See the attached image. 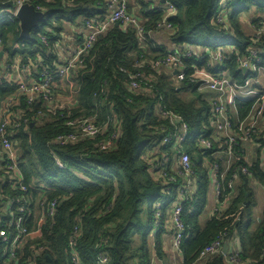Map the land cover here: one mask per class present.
Masks as SVG:
<instances>
[{
	"label": "trees",
	"instance_id": "trees-1",
	"mask_svg": "<svg viewBox=\"0 0 264 264\" xmlns=\"http://www.w3.org/2000/svg\"><path fill=\"white\" fill-rule=\"evenodd\" d=\"M4 1L0 0V20L5 18L1 10L12 4L11 0ZM136 1L145 15L141 17L148 32L147 40L141 41L134 28L125 30L117 25L101 35L86 57V66L74 72L76 108L70 111L56 109L50 118H35L36 105L27 106L24 96L20 97L21 114L30 122L24 129H18L15 137L20 145V166L28 191L0 182V215L10 196L22 198L28 201L29 224H32L40 198L58 200L55 215L45 220L37 239L46 247L38 264H73L72 240L81 264H102V252L108 257L104 264H170L165 237L170 232L174 234L172 213L179 198L178 189L184 186L185 179L179 175L175 181L156 178L142 155L146 147L160 141L163 133L172 127L170 120L161 119L157 114L160 104L165 110L180 115L188 123L190 134L207 136L211 128L206 127L211 124V118L214 119V107L202 97L198 99L199 104L195 99L192 102L181 98L183 90L199 91L196 85L189 80L177 83L172 72L156 67V63L164 60L172 49L215 46L216 37L225 32L217 23L224 5L234 12L226 15L237 39V51L243 53L252 38L245 34L240 15L250 11L264 15V0H171L177 13L168 18L173 26L169 30L160 26L165 18V8L150 9L148 0ZM30 2L34 6L40 5L47 14L45 22L33 29L32 38H21L16 17L3 20L0 38L5 49L18 44L23 54L35 59L42 56L46 63H52L55 56L48 55L39 33L47 35L54 44L64 30L65 21L76 22L79 18L85 21L103 17L108 12L106 0H77L73 5L65 4L64 0ZM133 8L134 4L129 0L132 13ZM236 53L227 61V67L237 83L245 85L248 78L239 68ZM183 64L191 75L195 65L204 67L206 61L192 58L184 60ZM134 76H138L141 86L150 90L132 91L129 86ZM15 91L16 86H0V102ZM236 107L239 121L243 123L253 111L254 102L238 101ZM87 115H97L99 123L107 124L104 135L65 145L55 141L60 134L72 130L66 125L70 116ZM115 127L120 129L115 146L109 150L101 149L97 144L108 139ZM260 136L255 137L259 149L264 147V139ZM243 149L241 146L234 148L238 158L223 181L226 193L235 170L246 167L249 173H240L233 199L224 212L214 213L202 226L200 217L210 202V171L202 165L205 151L195 144H188L198 175V190L183 202L186 234L180 264H229L224 254L207 258H200V254L216 238L224 236L228 240L236 234L243 247L242 260L246 264H264V208L261 221L258 220L253 228L254 210L258 205L256 187L264 189V157L259 155L253 163H248ZM56 157L63 166L58 164ZM164 188L169 190L168 194ZM158 202H163L159 223L154 207ZM137 237L141 244H137Z\"/></svg>",
	"mask_w": 264,
	"mask_h": 264
},
{
	"label": "built area",
	"instance_id": "built-area-1",
	"mask_svg": "<svg viewBox=\"0 0 264 264\" xmlns=\"http://www.w3.org/2000/svg\"><path fill=\"white\" fill-rule=\"evenodd\" d=\"M10 0H5L4 3ZM10 7L1 10V15L5 18L0 20V26L3 20L13 19L17 16L20 8L30 0H11ZM77 0H64L65 4L73 5ZM108 12L103 17L86 19L78 30V38L74 36L69 38L70 44H60L57 41L53 43L47 35L39 33V39L45 45L48 55L61 49L64 53H59V59L52 63L45 61L42 56L37 59L25 55L21 52V47L16 44L5 49L0 38V52L4 51L0 58V86H16V91L5 97L0 102V182L9 183L14 188L28 191L25 184V177L20 166V145L16 139V131L28 126L30 119L21 114L22 106L20 97L24 96L27 106L36 105L35 118L45 116L50 118V114L56 109L73 110L78 106L77 93L74 97L66 94L68 84L73 80L74 72L86 66V57L94 47L97 39L105 34L112 26L119 25L123 29L134 28L141 41L147 40L148 32L145 27V21L129 10V0H106ZM148 8L155 9L157 6L165 8V18L160 24L161 28L172 29L173 26L168 18L177 13V7L171 0H148ZM9 6V5H8ZM38 11H44L40 5L35 6ZM232 9H226L225 5L217 16V23L225 30L224 33L216 37L215 46L194 47L187 46L184 50H171L164 60H159L156 67L166 68L173 74L177 83L189 80L196 85L199 91L210 90L217 92L218 95L210 101L214 107V119L211 118V124L206 127L211 128L210 135L198 133L190 134L188 123L174 111L165 110L161 104L157 108V114L161 119L170 120V126L167 132H164L163 138L146 147L143 152V159L150 164V171L156 178H164L167 181H175L179 175L185 179L183 187L178 189L179 198L174 204L172 213V224L174 228L173 248L181 252L182 242L186 234L184 220L182 218L183 202L187 200L188 195H194L198 190V175L193 168L192 157L188 151V144H195L202 151L209 164V171L214 177L215 192L214 205L207 206L209 211L222 214L233 199V191L236 183L239 181L240 173H249L248 168L235 170L232 180L229 182V192L224 187L223 181L236 163L237 155L234 148L243 147L247 141H253L257 145L256 157H264V147L259 149V143L255 137L264 139V86L261 88H252L244 91V88L251 83V80L257 78L254 87L260 86L261 81L259 72H264V15L259 18L245 17L247 13L240 15L241 20H249V26L253 27L254 35L251 37V44L244 48V52L237 51L239 47L236 43V36L233 34L231 22L227 19V13ZM82 20V18H81ZM83 21V20H82ZM81 36V38H80ZM228 50H230L228 52ZM237 52L239 68L243 74L247 75L245 85H239L234 77L231 76L230 69L227 67V61L232 58V54ZM204 59V67L194 66V73L188 75L184 66L186 59ZM209 74L201 78L198 74L204 72ZM176 72V73H175ZM232 77L234 82H228L224 79ZM229 84V85H228ZM129 88L132 91H149L148 87L141 86L138 76L133 77ZM241 94H247L249 99L243 100ZM252 100L254 110L260 114L258 121L260 126H249L242 130V123L239 121L236 103ZM59 102V103H58ZM58 103V104H57ZM260 104H263L261 106ZM232 107L236 108L237 118L232 113ZM249 116V117H250ZM248 117V118H249ZM247 118V119H248ZM254 116L252 117V120ZM66 125L72 127V130L60 134L55 138L59 144L65 145L84 139H96L106 133L107 124H101L97 120V115H87L72 117L70 116ZM120 135V129L115 127V131L110 133L108 139L101 141L97 145L101 149L109 150L115 146V142ZM245 141V142H244ZM244 148V147H243ZM246 159V149L242 150ZM257 159V158H256ZM56 160L60 166H63L59 158ZM247 160V159H246ZM248 161V160H247ZM168 184V183H167ZM167 184L165 186H167ZM164 186V187H165ZM197 188V189H196ZM166 194L169 190L164 188ZM17 205L15 208L14 206ZM162 203H156V217L159 223L161 217ZM58 200L48 201L45 197L40 198L37 202V210L32 224L30 222L31 212L28 201L25 199L18 200L10 196L4 204L6 212L0 215V264H38L46 247L37 239L41 236L42 225L45 220L55 215ZM240 240L237 234L226 240L224 236L216 238L212 243L204 248L200 258H207L218 254H224L223 248L225 243L228 244L229 252L224 254L229 264H246L240 257V249H231L230 243L238 248L237 243ZM25 254H28L26 256ZM101 263L108 261L105 253H100ZM72 263L81 264L78 251L74 248L72 240Z\"/></svg>",
	"mask_w": 264,
	"mask_h": 264
},
{
	"label": "crops",
	"instance_id": "crops-1",
	"mask_svg": "<svg viewBox=\"0 0 264 264\" xmlns=\"http://www.w3.org/2000/svg\"><path fill=\"white\" fill-rule=\"evenodd\" d=\"M134 4V8H133V13L136 15L138 14V11H140V6L139 4H137L136 0H131ZM141 16V15H139ZM81 19V18H79ZM77 20L76 22H71V21H67V22H71L69 23L70 27L65 28L62 31V33L60 34V38H58L57 42L62 44H70L71 41L69 40L68 36V32L69 30L72 31V33L74 34L76 32V36L75 38H78V30L81 28V24L84 22V20ZM245 25V24H244ZM79 27V28H78ZM246 28V27H245ZM73 29V30H71ZM21 31V30H20ZM65 32V33H64ZM21 33V32H20ZM81 38V36H80ZM62 52L64 53L65 51L61 50V49H57L55 51L56 53V57L55 60L59 59V53ZM1 58V57H0ZM245 142V141H244ZM243 147L246 149V159L248 160V163H253L256 160V149H257V145L253 142V141H247L243 144ZM255 155V156H254ZM207 160H205L204 162H202V165L204 168H208L209 169V164L206 162ZM210 177H211V181H210V202H209V206L214 205V192H215V181H214V177H212L211 173H210ZM257 186V185H256ZM257 190V199H258V205L254 210V215L256 216V220L253 224V228H255L258 224V220L262 215L263 212V208H264V189H259L258 187H256ZM213 212L209 211V208H206V212L200 217V219L203 217L205 218V221L201 222V225L204 226L205 222L207 221L208 218L212 217ZM173 233L170 232L169 234H167V236L165 237L166 240V255H167V259L169 260L170 264H180V259L183 258V254H181L180 252H178L177 250H175L173 248ZM238 248H236V246H234L233 243H230L231 249H240L241 251H243V247L242 244L240 242L237 243ZM180 256V258H179Z\"/></svg>",
	"mask_w": 264,
	"mask_h": 264
},
{
	"label": "rangeland",
	"instance_id": "rangeland-1",
	"mask_svg": "<svg viewBox=\"0 0 264 264\" xmlns=\"http://www.w3.org/2000/svg\"><path fill=\"white\" fill-rule=\"evenodd\" d=\"M138 14L141 15L142 17L145 16L142 11H138ZM245 17L259 18L260 17V14H258L255 11H252V12L250 11V12H248V15H245ZM79 20H81V19H79ZM241 22H242V28H243V30H244V32H245L246 35L249 36V34H251V35H254L255 34L254 31H253V27L248 25V23H250L249 20L248 21L247 20L245 21V20L242 19ZM69 23H71V22H67V21L64 22L65 31H66V28L70 27ZM71 30H73V29H71ZM68 36L69 37H73V36L75 37L76 36V32L73 34L72 31L69 30ZM215 41H216V39H215ZM229 51L230 50H228V52ZM198 75L201 78H203V77H206L209 74L204 70V72H202V73H200ZM258 75L260 77V81L262 82L261 85L260 86H256V87L253 86L255 84V82H257V78L254 76L255 80L254 79L251 80V83L244 88V91H248V90H250L252 88H257L258 89V88H261L262 86H264V72H263V70H261ZM224 79L227 80L230 83L231 82H234L233 79H232V77H230V76H228V78H225L224 77ZM183 91L184 92H182L181 95H180L181 98H183L186 101L191 100L192 102H194L195 100H197V101H195L197 104H199V100H200L201 97L203 99H206L208 101L209 100L211 101L213 99V97H215V96L218 95L217 92H213V91H210V90H207V89L204 90V91H188V90H183ZM76 93H77V91H76V85L73 82H70L68 84L66 94L69 95L70 97H74L76 95ZM241 98L243 100H247V99L250 98V96L247 95V94H241ZM260 105L263 106V104H260ZM232 109H233L232 113H233V115L235 117V120H236V118H237L236 108L235 107H232ZM253 116H254V119L252 120V117ZM259 116H260V114L257 113L256 110H254L253 114L245 122L242 123V125H241L242 126V130H244L245 128H247L249 126H260L261 123L258 121V117ZM256 153H257V156H258V152H256ZM194 156L196 158H200V155L195 154ZM147 204H148V199H146V201H145V207L147 206ZM6 209H7L6 207L2 208V210H1L2 213L6 212ZM203 221H205V218L202 217L200 219V222H203ZM137 244H141V239H139V237H137Z\"/></svg>",
	"mask_w": 264,
	"mask_h": 264
},
{
	"label": "water",
	"instance_id": "water-1",
	"mask_svg": "<svg viewBox=\"0 0 264 264\" xmlns=\"http://www.w3.org/2000/svg\"><path fill=\"white\" fill-rule=\"evenodd\" d=\"M165 2V0H163ZM16 18L19 20L20 25V36L22 39H31L33 29L39 28L46 20L47 14L44 11H38L33 4L25 3L17 13ZM117 26H119L117 24ZM4 51L0 52V57H2ZM176 73V72H175ZM259 221H261L259 219ZM224 254L229 252L228 244L225 243L223 248Z\"/></svg>",
	"mask_w": 264,
	"mask_h": 264
}]
</instances>
